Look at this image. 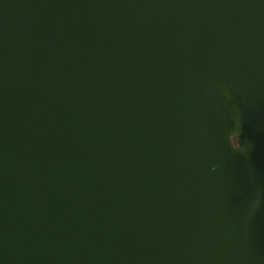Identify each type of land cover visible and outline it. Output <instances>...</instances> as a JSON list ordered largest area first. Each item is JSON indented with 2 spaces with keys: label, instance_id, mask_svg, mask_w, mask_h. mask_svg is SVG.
<instances>
[{
  "label": "water",
  "instance_id": "water-1",
  "mask_svg": "<svg viewBox=\"0 0 264 264\" xmlns=\"http://www.w3.org/2000/svg\"><path fill=\"white\" fill-rule=\"evenodd\" d=\"M0 264H264V0H0Z\"/></svg>",
  "mask_w": 264,
  "mask_h": 264
},
{
  "label": "clouds",
  "instance_id": "clouds-1",
  "mask_svg": "<svg viewBox=\"0 0 264 264\" xmlns=\"http://www.w3.org/2000/svg\"><path fill=\"white\" fill-rule=\"evenodd\" d=\"M238 133V132H237ZM238 135H239V133H238ZM239 137H240V135H239ZM241 147V140H240V145H239V147H237L236 149H239Z\"/></svg>",
  "mask_w": 264,
  "mask_h": 264
}]
</instances>
